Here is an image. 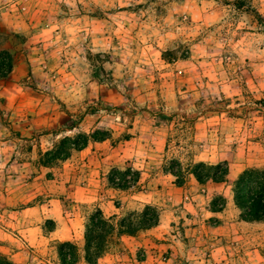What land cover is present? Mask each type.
Returning <instances> with one entry per match:
<instances>
[{
  "label": "rangeland",
  "instance_id": "obj_1",
  "mask_svg": "<svg viewBox=\"0 0 264 264\" xmlns=\"http://www.w3.org/2000/svg\"><path fill=\"white\" fill-rule=\"evenodd\" d=\"M0 21L22 34L12 45L25 43L31 64L0 97V253L61 264L59 243L71 241L74 264H89L85 226L109 198L122 207L116 225L137 222L145 204L174 218L152 250L137 238L146 229L126 240L117 226L95 264H264V221L241 220L231 189L264 167V0H0ZM11 60L0 53L1 77ZM78 133L84 148L42 163ZM221 161L220 184L189 172ZM136 170L110 197L109 176ZM219 195L225 206L210 216ZM55 212L80 220L81 242L49 238Z\"/></svg>",
  "mask_w": 264,
  "mask_h": 264
},
{
  "label": "trees",
  "instance_id": "obj_2",
  "mask_svg": "<svg viewBox=\"0 0 264 264\" xmlns=\"http://www.w3.org/2000/svg\"><path fill=\"white\" fill-rule=\"evenodd\" d=\"M258 15V14H257ZM2 66V65H1ZM0 66V67H1ZM11 65L8 66V71ZM94 140L104 139L103 137L91 136ZM89 136L86 134H75L64 136L59 140L57 146L47 150L43 154L42 163L48 165L55 160H62L68 157L70 150H80L87 145ZM116 172L129 174L130 167L124 171L115 169ZM175 176L179 174L170 169ZM189 172L194 175L197 181L204 183L208 180L214 182H223L229 173V166L226 161L215 164L198 162L195 163ZM139 171L133 180H127L125 177L118 181L113 176H109V184L112 187L125 189L131 186V182H137ZM233 201L239 209V217L244 221H264V167H250L244 169L232 183ZM219 200V201H218ZM225 197L223 195L215 196L210 202L212 211H221L225 206ZM160 209L155 205L145 204L138 214L137 222L132 219H121L118 225L114 224L113 216H106L100 208H96L89 216L84 232V258L87 263L95 264L105 251L107 239L115 233L118 226V232L121 234L133 235L139 229H147L158 224ZM57 254L61 264H74L77 260V246L71 241L59 243ZM0 264H17L9 259L5 254L0 253Z\"/></svg>",
  "mask_w": 264,
  "mask_h": 264
},
{
  "label": "crops",
  "instance_id": "obj_3",
  "mask_svg": "<svg viewBox=\"0 0 264 264\" xmlns=\"http://www.w3.org/2000/svg\"><path fill=\"white\" fill-rule=\"evenodd\" d=\"M18 33V34H16ZM22 34L15 30V28L10 25L6 24L5 22L0 21V53H8L11 55V69L9 73L6 76L1 77L0 76V97L7 96L11 91L17 90V87L19 86L18 82L21 78L25 77L29 73V66L31 65L29 62V53L26 52V47H21L22 45H25V43H22V45L18 42L17 47H14L12 45V37L16 36L17 38L21 37ZM84 179H86L84 177ZM95 181V180H94ZM221 182H215V184H220ZM83 192L89 188V181L88 183L83 180L82 181ZM111 196L114 197L113 192H117L116 189L112 186L109 187ZM108 190V191H109ZM99 207L103 211L104 214L108 216L116 217V215L121 210V206H116L113 199H106L103 203L99 204ZM221 211H209L210 216L218 217L219 213ZM55 219V226L50 229L46 234L51 239H57V240H70L75 239V241L78 243L81 242L80 236L78 233L80 232V220L77 217L68 218L66 219L61 213L55 212L53 215ZM165 214L162 212L159 215V224L156 226H153L151 228H148L146 230L141 231L140 234H138L137 238L141 240L140 245L148 247L150 250L152 247V241L155 237H158L162 231H165L166 228H163L159 230L160 227H166L167 225H170L171 222H173L174 214L169 217L168 221H165ZM173 217V218H172ZM68 220V222H67ZM160 222H162L160 224ZM31 226V227H30ZM36 227H32V225L28 226V236L30 235L31 231H35ZM2 235V234H1ZM8 236V235H6ZM31 237V236H30ZM126 237V238H125ZM133 236H125L121 235V238L129 239ZM137 246L135 248L139 247V241L136 243ZM172 246V245H170Z\"/></svg>",
  "mask_w": 264,
  "mask_h": 264
}]
</instances>
